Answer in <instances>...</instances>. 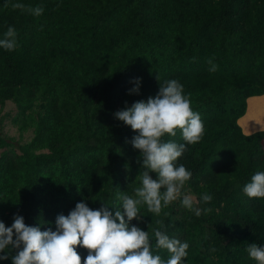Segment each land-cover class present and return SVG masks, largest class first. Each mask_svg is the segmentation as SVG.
<instances>
[{
	"label": "trees",
	"instance_id": "trees-1",
	"mask_svg": "<svg viewBox=\"0 0 264 264\" xmlns=\"http://www.w3.org/2000/svg\"><path fill=\"white\" fill-rule=\"evenodd\" d=\"M9 27L18 46L0 48V107L15 104L14 122L33 140L15 146L0 135V221L11 226L18 214L55 230L78 202L119 207L115 194L133 195L146 169L131 144L137 133L114 114L175 79L204 125L176 162L192 176L159 215L141 206L132 223L153 243L156 229L187 242L183 264H256L246 248L264 244V198L243 187L264 171V130L248 135L240 121L264 97V0H0V38ZM136 78L140 93L129 94ZM176 132L163 140L185 143ZM77 251L83 264L88 250Z\"/></svg>",
	"mask_w": 264,
	"mask_h": 264
},
{
	"label": "clouds",
	"instance_id": "clouds-1",
	"mask_svg": "<svg viewBox=\"0 0 264 264\" xmlns=\"http://www.w3.org/2000/svg\"><path fill=\"white\" fill-rule=\"evenodd\" d=\"M14 7L24 8V5L17 3ZM29 11L39 16L44 10L36 7ZM17 46L16 30L9 27L4 38H0V48L14 51ZM208 64L209 71L217 70L211 59ZM133 83L135 86L129 94H139L142 79L136 78ZM114 116L137 133L131 144L140 151L141 167L146 169L138 176L141 186L134 189L133 195L117 192V208L103 203L101 208L94 210L86 201L78 202L67 215L56 217L55 230L48 227L42 231L40 226H29L18 214L11 226L0 221V262L10 259L11 264H81V255L77 251L79 246L88 250L83 264H183L188 255L187 242L156 229L151 234L153 243L149 231L132 222L141 219V206L159 215L163 207L181 196V189L191 179L192 173L182 163L176 162L187 145L201 140L204 132L201 117L192 110L183 85L175 79L160 83L155 97L126 105ZM177 129L185 143L163 140L165 135L175 137ZM151 173L156 177L153 178ZM243 192L249 198H264V171L255 172L243 187ZM200 199L210 203L213 197L204 193ZM181 204L197 217L201 215L191 195L184 194ZM160 248L170 253L167 260L155 254V250ZM246 252L256 264H264V244L250 243Z\"/></svg>",
	"mask_w": 264,
	"mask_h": 264
},
{
	"label": "rangeland",
	"instance_id": "rangeland-1",
	"mask_svg": "<svg viewBox=\"0 0 264 264\" xmlns=\"http://www.w3.org/2000/svg\"><path fill=\"white\" fill-rule=\"evenodd\" d=\"M18 113L13 103L8 102L5 107H0V135L4 139L13 140L15 146H25L33 140V131L21 133L19 125L14 122ZM240 124L248 135L264 130V98L251 101L248 116ZM3 151L0 149V157Z\"/></svg>",
	"mask_w": 264,
	"mask_h": 264
},
{
	"label": "crops",
	"instance_id": "crops-1",
	"mask_svg": "<svg viewBox=\"0 0 264 264\" xmlns=\"http://www.w3.org/2000/svg\"><path fill=\"white\" fill-rule=\"evenodd\" d=\"M263 98H264V97H262V98H258V99H263ZM255 100H257V99H255ZM247 116H248V114H247ZM244 119H245V118H243V120H244ZM243 120H242V121H243ZM240 122H241V121H240Z\"/></svg>",
	"mask_w": 264,
	"mask_h": 264
}]
</instances>
